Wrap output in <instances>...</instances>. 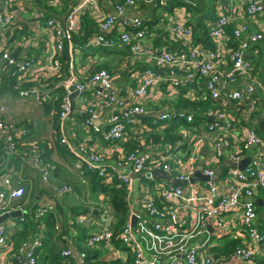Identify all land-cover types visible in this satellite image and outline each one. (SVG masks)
Masks as SVG:
<instances>
[{"label": "built area", "instance_id": "built-area-1", "mask_svg": "<svg viewBox=\"0 0 264 264\" xmlns=\"http://www.w3.org/2000/svg\"><path fill=\"white\" fill-rule=\"evenodd\" d=\"M150 1L0 0V4H3L0 8V85L9 81L7 76L11 75L18 82V87L15 88L20 90V96L39 95L40 87L47 86L49 79H57L62 75L60 58L65 47H72L74 50V36L83 18H90L96 25L95 32L85 40L84 48H127L130 56L124 58L122 67L127 66L135 57H144V61L150 63V66L142 69L139 80L131 91L134 98L132 101L122 90L114 87V78L107 69H92L89 73L82 74L80 79L73 80V90L78 93L95 88L94 107H107L111 110L107 118L109 128L103 135L105 140L126 139L127 128H138L137 115H148L163 120L173 113H178L180 116H186L188 121L192 120L191 112L168 107L157 111L154 110V105L166 96H176L183 92L180 88L187 86L185 80H205L206 94L211 100L219 103V108L209 109L202 115V123L214 136L209 161L207 156L206 164L201 166L199 172L210 177L222 160L238 163L243 159L245 150L253 148L254 153L243 169L237 166L229 167L225 169L219 182L205 181V195L202 200L195 198L194 204L191 205L190 201L182 202L185 186L172 185L169 181L152 177L155 170L165 171L178 179H188L194 173L192 163L189 167L172 153L166 151L152 155L138 149L127 153L120 150L113 159V165L109 166L107 162L112 154L99 153L88 147L85 142H82L78 149L85 157L89 170H95L104 184L112 185L114 180H118L131 192L134 183H140L142 195L138 207L135 209L129 194V220L122 226L119 234L120 240L133 254L132 264H157L165 257L172 260L168 264H181L176 260L178 254H183V264H217L212 257L190 242L195 236L206 233L210 225L222 228L238 213L243 229L232 231L233 239L240 241L234 254L242 262L259 264L264 259V233L255 225L256 208L253 198L264 188V138L258 133L251 118L261 105V100L264 101V91H257V88L262 89V84H256L251 76L252 63L246 51L251 45L264 39L263 30L248 32L249 20L256 21L258 16L264 15V0H233L236 3L233 11L230 9L229 13L219 12L209 30L213 49H207L201 42L195 41L193 27L189 24L185 11L180 8L162 12L161 26L158 27L161 35L166 36V43L179 45L171 49L167 45L158 48L144 46L142 42L147 37L144 19L139 15L127 14L126 11L127 8L139 9L141 2ZM166 3L167 0H159L162 7ZM104 4L112 6L114 14L108 12ZM22 9L27 10L26 16L32 22V32L16 40V29H22L18 23ZM19 45L23 52L18 51ZM29 47L41 49L38 58L24 56ZM17 51L19 54L15 57ZM13 65L16 68L10 71L9 67ZM159 69L166 70L168 76L160 75ZM247 79L249 82L243 84ZM26 82H33L35 85L29 88L19 87ZM163 84H166L165 88ZM70 88L61 95V121L71 113ZM197 90L198 87H191L181 96L195 100L198 98ZM230 105L240 112V117L230 112ZM4 111L5 107L0 106V139L6 142V152L12 153L16 136L24 134L25 129H17L16 125L8 122L3 116ZM97 116L98 113L93 108L86 119V123L95 130H99L95 126ZM262 117L264 119V112ZM141 132L135 131L136 134ZM180 132L188 133L185 128H181ZM60 142L69 145L65 137H61ZM185 143L184 137L175 146L180 149ZM209 162L214 163V168L208 166ZM35 167L41 170L42 179L47 182L49 171L41 157L35 159ZM133 173L143 174V179L153 181L152 185L140 182V178H132ZM223 181L227 184L225 194L218 188V183ZM116 185L119 186L117 183ZM69 191L67 186L57 188L58 194ZM24 193L25 188L22 186L0 190V215L14 209L13 200L21 198ZM195 193L196 187H193L190 190L191 197H194ZM242 195L248 200L241 202ZM156 197L160 198L158 203ZM182 205L188 208L189 219H184L178 227L177 224L169 225L163 222L167 219L174 220ZM47 211L48 208L37 209L35 219L41 218ZM101 211V228L88 234L85 244L89 248L104 247L116 252L112 240L113 229L107 224H116L117 218L108 207ZM132 216L136 217L134 225ZM22 220L21 217L20 221ZM77 221L81 223L83 217L80 216ZM15 225L14 221L0 223V264L10 263L7 258H10L8 253L11 251V244L7 241V233ZM39 230L42 232L37 237L31 241H22L15 249L16 258L23 257L19 264H36V252L42 247L45 230L42 221ZM133 232H136L138 240L133 238ZM62 254L73 256L70 249L64 250ZM87 259L86 252L81 250L77 255V263L88 264Z\"/></svg>", "mask_w": 264, "mask_h": 264}, {"label": "crops", "instance_id": "crops-1", "mask_svg": "<svg viewBox=\"0 0 264 264\" xmlns=\"http://www.w3.org/2000/svg\"><path fill=\"white\" fill-rule=\"evenodd\" d=\"M114 1L118 2L120 0ZM167 2L172 4L171 8H180L185 11L188 22L196 28H193L194 36L201 41H205L206 37L201 33L199 27L210 26L219 12L229 13L230 9L233 11L236 5L233 0H167ZM179 2L191 4L196 9L195 11H189L185 5L175 6ZM141 3L142 6L139 9L127 8V14L139 15L143 19L156 15L158 18L155 19L154 26L156 28L154 29H158L162 20V7L159 5V0ZM104 5L107 7L105 9L108 12L114 14L112 6ZM22 10L23 12L19 13V28L22 26L21 28H24L25 33L30 35L32 22L26 16L27 10ZM85 19L88 20V24L94 27V29L89 30L90 33L86 32ZM33 24L35 23L33 22ZM95 26L90 18L82 19L81 26L74 36V50L72 47H66V50H64L63 55H66L67 60L64 59L62 62V75L54 80L55 84L53 82L51 88L43 85L40 87L41 92L39 95L20 97L15 92V86H11L9 83L0 85V106L5 107L4 118L16 125L17 129H25L24 134L16 136L17 143H15L18 147L12 153L6 152L4 147L6 142L2 141V138L0 139V190L19 186L25 188L24 195L13 200L14 209L9 211H19L20 215L9 217L4 221H14L16 223L15 227L10 228L7 233V241L11 244V251L8 253L10 258H7L9 264H19L23 260V257L16 258L15 249L22 241L27 239L31 241L42 232L39 230L41 221L45 226V230L42 247L36 252V264H78L77 255L81 250L86 252L88 264H132L133 254L123 243L113 241L116 252L104 247L89 248L85 244L88 234L101 228L100 213L104 207H108L109 197L103 190L94 186L93 174L89 172L85 157L78 149L82 142H85L88 147L99 153L112 154L107 162L109 166L113 165V159L120 150L127 153L131 151L133 143L136 142L141 145V151L154 154L167 151L176 155L189 167L192 163L194 173L200 171L201 166L206 164L205 158L208 156L207 160L209 161L211 156V144L214 134L208 132L202 122L190 127H182L188 133L179 131L178 134L177 132L182 138H186L185 145L180 149L175 146V143L157 140V134L161 135L165 128H162V126L161 128L148 127L146 118L141 115L136 116L138 124L136 130L127 128L126 139L105 140L103 135L109 128L107 118L110 116L111 110L107 107L93 106L96 102L95 88H88L81 93L77 92L73 97V106L70 102V115L65 120H60L58 113L60 109L53 105V103H56V99H53V94L48 93L49 90H62L64 93L70 87H74L73 80L75 78L80 79L83 76L82 74H87L92 69L104 68L111 72L114 78V87L122 90L126 97L132 101L134 98L131 91L139 80L142 66H150V63L144 61V57L139 59L135 57L129 61L127 66L122 67L121 64L124 58L130 56L128 50L124 47H95L89 51L82 50L81 48L87 37L95 32ZM260 30L264 31V15L258 16L256 21L249 20V33ZM151 34L149 33L142 43L144 46L152 45L153 48H156V45L152 43ZM18 37L16 35L15 39L18 40ZM207 43H209L208 40ZM18 51H21L20 48ZM40 51L41 49L29 47L24 56L38 58ZM246 54L252 63L251 76L256 84H262V89L257 88V91L261 93L259 90L264 91V39L251 45ZM41 61L44 62V60ZM158 71L162 76H168L167 71L160 69ZM247 82H249L248 79L243 84ZM173 99H175L173 96H166L163 100L172 101ZM163 100L154 105V110L158 111L170 107L169 105L165 106ZM261 101V105L253 113L251 120L256 124L257 130L264 138V126L260 127L259 125L260 122L264 121L262 117L264 101L263 99ZM93 108L98 113L95 126L99 130H95L94 127L86 123V119ZM229 110L236 117H240V112L234 110L232 105L229 106ZM56 112L58 113L57 121L54 120ZM140 130L141 133H135V131L139 132ZM61 137H65L69 145L61 143ZM35 144L37 147H35ZM243 153L242 160L248 159L249 162L254 149H247ZM37 157L44 160V164L49 171L47 182L42 179L41 170L35 167ZM209 163L208 166L214 168V163ZM204 183L205 181H194L187 184L181 201L185 203L190 201L189 204L191 205L194 204L193 200L195 198L202 200L205 195ZM63 186L70 188V191L58 194L57 188ZM139 186V181L135 182L134 189L130 192V201L136 208L142 195ZM193 187H196V193L194 197H191L190 190ZM218 188L220 192L227 193L225 181L218 183ZM156 199L157 202L160 201V198L156 197ZM253 199L256 208L255 225L258 230L264 232V188H261ZM247 200L246 196H241V202ZM39 208H48V211L41 218L35 219V211ZM188 211V208L182 205L174 220L167 219L163 222L169 225L177 224L176 227H178V224H182L184 219H189ZM138 212L141 213L140 210ZM80 216L83 217L81 223L77 221ZM21 217L23 218L22 221H20ZM30 219L33 221V225ZM107 225L113 229V223ZM23 228L26 231V238L20 240L17 232ZM235 229L238 231L243 229L239 213L233 215L222 228L210 225L206 233L195 236L190 244L197 246L206 255L212 257L217 264H247L240 261L235 254L229 256L225 250L221 249L226 241L233 239L232 231ZM133 238L138 240L136 232H133ZM67 249L72 251L73 256L62 254ZM176 260L183 264V254H178ZM171 261L165 257L157 264H168ZM259 264H264V259Z\"/></svg>", "mask_w": 264, "mask_h": 264}, {"label": "trees", "instance_id": "trees-1", "mask_svg": "<svg viewBox=\"0 0 264 264\" xmlns=\"http://www.w3.org/2000/svg\"><path fill=\"white\" fill-rule=\"evenodd\" d=\"M179 5H185L189 11H195V9H196L194 6H192L191 4H188L186 2L185 3L179 2L175 6H179ZM171 7H172V4L171 3L169 4L167 2L166 5L162 7V12L170 11L172 9ZM155 9H156V7L154 8V10ZM157 18L158 17L156 15H154L151 18L147 17L143 21L144 25L147 27V35L149 33H152L151 34L152 35V43L154 45H156V48H158L159 46H165V45L169 46L168 48H170V49L177 47L179 45L177 43H169V42L166 43L167 42L166 36L161 35L160 29H154V28H156L154 25H155V19H157ZM84 23H85L86 32L90 33L89 30L94 29V27L92 25L88 24L87 19H85ZM189 24L192 25L191 23H189ZM149 28H150V30H149ZM193 28L196 29L195 27H193ZM199 28L201 29V33L205 35L206 40L201 41L198 39V37L194 36L195 41L201 42L203 45L206 46L207 49L208 48L213 49L214 44L212 43V41L208 37L210 26H208V27L207 26H200ZM25 32L26 31H24V28L16 29L14 35H17L19 37H21V36L26 37L27 34ZM207 32H208V34H207ZM207 40L209 43H207ZM19 48H21L20 45H19ZM92 48H84L82 46L81 49L85 50V51H89V50H92ZM101 48H104V47H101ZM65 50H66V47H65ZM128 53H129V50H128ZM18 54H19V52L17 51L14 56L18 57ZM64 59L67 60L66 55H62V57L60 58L61 63L63 62ZM146 67H147V65L142 66L141 69H145ZM15 68H16L15 65L9 67L10 71L14 70ZM62 70H63V64H62ZM95 70H98V69H95ZM160 70H164V69H160ZM160 75H162V74L160 73ZM7 78H10V79H9V81H5V83H9L11 86L18 87V86H16L18 84V82L16 81L15 78H13L11 75L7 76ZM54 80L55 79H49L46 82L48 88H51L53 86ZM185 82H186L187 86L181 87L180 88V89H182L181 91L185 92L191 87H193V88L198 87V90L196 92L197 97H198L197 99L189 100V99L183 98L181 96V94L183 92H181V93H179V95L173 96V98H175V99H173L174 101L173 100L172 101L163 100L162 102L165 106L169 105L170 107H168V108H172V109H175L177 111L182 109V110H185V112H187V113L191 112L193 115L192 120L188 121L186 119V116H180L178 113H173L169 118H166L163 120H158V119H155L152 116H148V115L143 116L146 118V124L148 125V127L161 128V126H162V128L163 127L165 128V130L163 132H161L162 133L161 135L157 134V140H160V141L164 140V142L176 144L178 141H180L182 139V136L178 135L179 131L181 130L182 127H190L196 123L198 124V122L199 123L202 122V115L205 112H207L209 109H212V108H214V109L219 108V103L211 100L210 97L207 96V94H206V81L205 80H200V81H186L185 80ZM5 83H2L1 85H4ZM54 84H55V82H54ZM34 85H35V83H33V82H30V83L26 82V83L21 84L19 87L20 88H29V87H32ZM165 86H166V84H163V88H165ZM19 91L20 90H18V88L17 89L15 88V92L17 94ZM49 91L50 92H48V93L50 95L51 94L54 95L53 99H56V103L55 104L53 103V105H56V108L60 109L59 105L61 102V95H63V91L62 90H60V91L59 90L58 91L57 90L56 91L49 90ZM203 96L205 98H203ZM167 97H171V96H167ZM58 113L56 112V115L54 117L55 121H57ZM154 120H155V122H154ZM177 132H178V134H177ZM258 133L260 134L259 131H258ZM16 140H17V138L15 139V141ZM131 142H135V141H131ZM16 143H15L14 150L18 147V145ZM4 147L6 148V145ZM131 148H132L131 151L135 150V149L140 150L141 145L138 142H136V143H133ZM151 154L154 155V153H151ZM89 172H91L93 174L92 180L94 182V186L98 187L99 189L103 190L105 193L108 194L109 211L112 214H114L117 218V222L113 226V239L112 240L115 241L116 243H123L119 238V234L122 231V226L129 220V212H130L129 206H130V204H129V199L127 201V197L130 194V191L127 189V187L124 183L118 182V180H114L112 185L104 184L101 181V178L95 172V170L90 169ZM140 182H148L150 185H152V183H153V181H151L149 179H143V178H140ZM116 183L119 186H117ZM30 221L32 222V225H33V221L31 219H30ZM17 234H18V237L20 240H23L24 238H26V231H24V228L22 230L18 231ZM239 245H240V241L238 239H231V240L226 241L224 246L221 247V249L223 251L225 250L229 256H232L235 253V251ZM87 263H88V259H87Z\"/></svg>", "mask_w": 264, "mask_h": 264}, {"label": "water", "instance_id": "water-1", "mask_svg": "<svg viewBox=\"0 0 264 264\" xmlns=\"http://www.w3.org/2000/svg\"><path fill=\"white\" fill-rule=\"evenodd\" d=\"M3 7V4H0V8ZM70 95L69 99L71 102V105L73 106V97L77 94L76 91L73 90V88H70ZM211 120V118H208ZM260 127L264 126V121L260 122ZM263 128V127H262ZM248 163V159H244L239 161L238 163L231 162L229 160H224L215 170L214 174L210 177L203 175L201 172L196 171L193 175H191L188 179H178L175 177L170 176L167 172L162 171V170H155L152 172V177L154 179H163L166 181H169L170 184L172 185H181V186H186L189 183H192L194 181H212V182H219L222 174L224 173L225 169L229 167H234L237 166L240 169H243L245 165ZM132 178H143V174L140 173H133L131 174ZM135 209L136 206H135ZM20 215L19 211H12V212H6L0 215V223L4 222L6 219L9 217H16ZM136 221V217L132 216V224L134 225V222Z\"/></svg>", "mask_w": 264, "mask_h": 264}]
</instances>
